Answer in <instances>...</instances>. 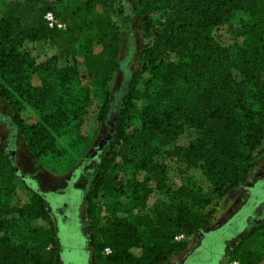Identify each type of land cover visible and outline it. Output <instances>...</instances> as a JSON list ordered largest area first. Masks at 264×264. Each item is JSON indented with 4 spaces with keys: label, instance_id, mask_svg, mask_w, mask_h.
I'll list each match as a JSON object with an SVG mask.
<instances>
[{
    "label": "trees",
    "instance_id": "obj_1",
    "mask_svg": "<svg viewBox=\"0 0 264 264\" xmlns=\"http://www.w3.org/2000/svg\"><path fill=\"white\" fill-rule=\"evenodd\" d=\"M133 1L137 28L150 40L140 50L141 66L129 74L115 138L105 150L110 157L96 175L94 187L83 195L91 245L98 253L110 250L101 259L105 264H168L187 248V242L175 241L176 237L200 233L202 244L181 264H219L226 255V242L237 235L225 264H256L259 258L252 247L264 237V217L246 233L241 232L245 227L241 224L264 205V176L247 186L255 157L264 153V0ZM115 4L116 0L3 4L0 101L9 108L29 154L36 159L55 152L56 139L69 125L80 126L90 106V86L105 89L120 69L124 37L116 13H106ZM47 12L65 30L48 28ZM41 40L68 57L74 56L76 46L81 47L85 78L78 77L73 67L58 68L55 59L36 64L31 46ZM34 76L41 81L39 87L33 84ZM24 105L36 114L31 125L20 116ZM110 109L107 93L98 120L103 122ZM133 114L140 125L127 133L126 121ZM186 129L195 130L194 138L185 147L174 146ZM115 159L125 182L112 188L117 176L107 174L106 167ZM167 160L184 167L183 174L200 171L212 194L241 189L249 197L224 226L206 232L213 212L207 211L209 195L191 181L167 193ZM152 182L155 190L166 195L156 202L155 218L143 213ZM19 187L26 192L23 203L17 200ZM127 187L133 190L130 198L125 195ZM111 191L125 195V204L136 201L137 207L133 215L123 218L118 204L105 216V226L99 227L93 207L109 199ZM49 203L0 151V264L56 263L57 230ZM98 234L106 241L95 243ZM211 234L223 236L221 249L207 250L205 240ZM143 238L146 244L135 255L133 250ZM201 251L205 262L194 261Z\"/></svg>",
    "mask_w": 264,
    "mask_h": 264
},
{
    "label": "rangeland",
    "instance_id": "obj_2",
    "mask_svg": "<svg viewBox=\"0 0 264 264\" xmlns=\"http://www.w3.org/2000/svg\"><path fill=\"white\" fill-rule=\"evenodd\" d=\"M10 1L22 0H0V10L4 7L3 4ZM113 12L116 13L118 26L124 37V46L119 57L120 69L105 89L93 85L90 86V106L84 114L82 123L78 128H74L71 124L63 130L64 132L55 141L54 153H49L40 159L30 155L24 139L18 133L17 127L12 120L9 108L4 102L0 101V151L5 152L19 176L34 183L35 187L49 201H52V204L49 203L47 205V209L57 230L58 246L55 264H105L101 261L105 252H96L90 242V220L86 214V200L83 195L94 187L96 175L101 172L110 157V152L105 150L115 138L116 117L121 114L123 109L125 88L129 74L141 66L139 63L140 50L150 40L137 28L139 22L136 19V4L133 0H116L113 10L106 13L110 15ZM91 36H94V32L91 33ZM31 48L36 64L41 65L53 62V59H55L58 68L73 67L78 77L85 78L84 51L81 47L76 46L73 57L66 56L59 48L46 40L39 41ZM171 59H174L173 55L170 56ZM146 77L147 73L144 74L142 81ZM33 84L37 87L41 85V81L37 76H34ZM107 93L110 97L111 109L106 119L101 122L98 120V113ZM20 116L27 125H31L36 121L34 110L28 105L23 106ZM132 118L131 121H126L125 128L127 133H130L140 125L138 116L135 117L133 114ZM194 136L195 130L186 129L178 136L174 146L185 147ZM103 141H105L103 148H99ZM118 160L115 159L106 167L107 174L114 177L117 176L116 179H113L112 188H117L121 183L125 182L123 181L124 171L115 166ZM166 163L167 193L191 181L200 186L209 195L211 204L208 206L207 211L213 210V212L209 216L210 228L206 229V232L224 226L228 220L237 214L249 197V193L241 189L233 190L226 194H212L211 186L200 171L186 170L187 172L183 174L180 171L183 172L184 167L180 168L175 165L174 161L167 160ZM253 164L247 186H252L264 176V153L257 155ZM152 185L151 188L153 190L147 194L143 204V213L150 218H155L156 202L159 199L164 200L166 195L155 190L156 186L153 182ZM132 193V188L127 187L125 195L130 198ZM17 194L19 203L27 200L26 192L22 187H19ZM125 195L123 196L122 193L115 194V192L111 191L109 199L105 198L95 203L93 211L98 218L99 227L105 226V216L116 208L118 204L121 207L118 215L123 218L126 216L128 218L135 213L136 201L133 200L125 204L127 202ZM262 217H264V205L249 214L241 224V226L245 224L241 232L246 233L253 229L262 220ZM203 236L200 233L190 237L182 236L180 240L187 242V248L180 257L172 258L168 264H181L183 259L202 244ZM210 236L205 240L207 250L221 249L223 236L217 237L216 234H211ZM235 237L233 240L226 242V255L222 257L219 264H225L228 261L231 249L237 242L238 236L236 235ZM105 241L106 238L101 236V234L96 236L95 243L101 244ZM145 244L146 239L143 238L138 247L133 250L134 254L139 255L141 251L139 246H144ZM252 250L259 258L256 264H264L263 236L258 238ZM204 253L201 251L195 254L193 260L202 262L205 258ZM208 257L210 258V256Z\"/></svg>",
    "mask_w": 264,
    "mask_h": 264
},
{
    "label": "built area",
    "instance_id": "obj_3",
    "mask_svg": "<svg viewBox=\"0 0 264 264\" xmlns=\"http://www.w3.org/2000/svg\"><path fill=\"white\" fill-rule=\"evenodd\" d=\"M44 20H45V23L47 24L48 28L50 29H59V30H65V25L60 23L55 17L54 15L51 13V12H47L45 15H44ZM182 238V236L180 237H176L175 238V241H179L180 239ZM105 253L106 254H109L110 253V250L107 248L105 249ZM230 264H238L237 262H231Z\"/></svg>",
    "mask_w": 264,
    "mask_h": 264
},
{
    "label": "water",
    "instance_id": "obj_4",
    "mask_svg": "<svg viewBox=\"0 0 264 264\" xmlns=\"http://www.w3.org/2000/svg\"><path fill=\"white\" fill-rule=\"evenodd\" d=\"M103 143H105V141H103V142L99 145V148H103Z\"/></svg>",
    "mask_w": 264,
    "mask_h": 264
}]
</instances>
